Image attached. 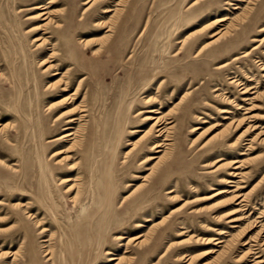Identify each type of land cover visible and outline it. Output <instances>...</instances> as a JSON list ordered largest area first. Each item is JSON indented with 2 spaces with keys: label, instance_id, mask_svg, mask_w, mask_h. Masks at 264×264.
<instances>
[{
  "label": "rangeland",
  "instance_id": "374dc122",
  "mask_svg": "<svg viewBox=\"0 0 264 264\" xmlns=\"http://www.w3.org/2000/svg\"><path fill=\"white\" fill-rule=\"evenodd\" d=\"M87 1L0 0V264H264V0Z\"/></svg>",
  "mask_w": 264,
  "mask_h": 264
},
{
  "label": "bare ground",
  "instance_id": "6f19581e",
  "mask_svg": "<svg viewBox=\"0 0 264 264\" xmlns=\"http://www.w3.org/2000/svg\"><path fill=\"white\" fill-rule=\"evenodd\" d=\"M96 0H88L87 2H95ZM51 2H54V1H51ZM239 6H234V8L236 9V8H238ZM41 8H43V9H45L44 11H42V12H40L39 13V15H37V16H46L45 18H44V20H48V22L49 21H51V18H50V15H51V12L49 11V10H47L46 11V9L47 8H45V7H43V6H41V5H35L34 7H33V9H41ZM90 8V7H89ZM112 11H114V9L113 8H111V7H109V8H105L104 9V11L103 12H112ZM118 13V12H117ZM36 16V17H37ZM31 18H34V17H31ZM227 20V18L226 17H220V18H218L215 22H217V23H219V24H221V22H225ZM223 25V24H222ZM108 27H109V29H108V31H110V27H111V25H108ZM38 28V27H37ZM230 29H231V27H228V29H219V31H217L213 36L215 37V39L214 40H212L211 41V43H214L216 40H218L220 37H223V36H225V35H227L228 33H229V31H230ZM264 29V28H263ZM45 39V38H44ZM43 39V40H44ZM36 40H40V39H36ZM46 40V39H45ZM42 41V40H41ZM80 43H82V44H84V46H88L89 44H91V40H86V39H81L80 40ZM244 56H246V55H244ZM51 57H55V52H53L52 53V55H51ZM65 63V62H64ZM45 64H48V66L45 68V70H44V72L45 71H48V70H54V69H58L57 68V66L56 65H53L52 63H45V61L44 62H42L41 63V65H45ZM261 65V70H264V63L263 64H260ZM59 68H61V67H59ZM59 73H58V71L54 74V75H58ZM263 76H264V74H263ZM61 80V79H60ZM60 80H58V81H56V82H54V83H52L51 85H50V87L49 88H51V89H56L57 87H58V85L59 84H61V82H60ZM254 79H250V81H253ZM82 82V80L80 81V83ZM234 83H236L237 84V86L238 87H240V90H241V93L242 94H245V93H247V92H250L252 89H255L256 87H248V85H247V83L245 82H243V81H241V80H239V79H234ZM67 90V88L66 87H64L63 88V91H66ZM71 90V89H70ZM256 91H254V92H252V93H255ZM66 93V92H65ZM79 94V87H78V89H76V91L72 94L73 96H77ZM145 97H147L146 98V100H145V102L146 103H149V102H155L156 101V97H154V96H145ZM77 97H66V98H64L62 101L64 102V101H72V100H75ZM62 101L60 102V103H58V104H56L55 106H53V105H51V106H49L48 107V109L50 110L49 111V113H53V110H55V108L57 109V106L59 105V104H61L62 103ZM77 108V107H76ZM243 108V106L242 105H239L238 106V109H242ZM85 111H87V109H85V108H80V111H77V112H85ZM222 112H224V113H227V114H232L233 112L231 111V110H229V109H224ZM145 113H152V114H150V115H146L145 117H144V120H146L147 121V123L148 124H151V126H150V128L147 130V131H145V134L143 135V137H142V139H144V137L145 136H148L149 134H152L153 136H155V138H158L156 141H154L153 142V145L151 146V149H157V148H162V147H165L166 145H169V141H171V135H170V133H172V126H168L170 123H172V121L170 120L171 118L169 117V116H156L155 114H157V113H159V111L157 110V109H154L153 107L152 108H149V109H142V110H139L138 111V114L137 115H142V114H145ZM71 114H74L73 112H70V111H65V112H62L57 118H56V120L58 121V122H61L63 119H65V118H67L68 116H70ZM245 114H246V117L243 119V120H240V121H238L237 123V126L240 124V125H243L244 123H245V121H247V120H249V118L250 117H252V115H250L251 114V108H249L248 109V111H246L245 112ZM89 115V114H88ZM87 114L86 115H84V114H82V116L81 117H84V116H88ZM224 118H226V119H228V118H230L229 116H225ZM76 121H79V118L78 117H70L66 122L69 124L66 128L68 129V128H72V125H74V123L76 122ZM235 124V123H234ZM142 131V130H141ZM77 133H75V132H68V133H66V134H64L61 138H64V137H66V138H68V137H70V136H72V135H76ZM242 135V134H241ZM161 138H163L162 140H161ZM69 140V139H68ZM146 140H144V142H145ZM136 147V143L134 144V146H133V149ZM159 151H161V150H158L157 152H159ZM64 151H58V152H56L53 156H55V155H58V154H61V153H63ZM66 159H70V158H72V157H70L69 155L68 156H66L65 157ZM156 158H158V156H149V157H147V159L146 160H152V159H156ZM229 165H235L234 166V169L235 170H233L232 171V173H230V175L231 176H233V177H238L239 175H241L242 174V172L240 171V169L242 168V163H241V161L239 160V159H232L230 162H229ZM77 167L75 166V167H73L71 170H75ZM75 172V171H74ZM74 172H70V174H74ZM71 181H73V178L72 177H64V178H61V181H60V183H59V185H61V184H65V183H69V182H71ZM229 183H235V181H229ZM75 184V183H74ZM232 186H234V185H232ZM74 189H75V187H74V185H69V187L67 188V190H66V192H72V191H74ZM224 192H227V191H224V190H222V191H219V193L218 194H220V193H224ZM81 197V195L78 197V198H80ZM241 197V195L240 194H236L235 195V200L236 201H238L239 200V198ZM245 199H241L239 202H238V204L240 205V204H242V201H244ZM70 201H74V200H70ZM76 201V200H75ZM242 210H244L243 208L242 209H237V211H235V212H233V213H231V215L232 214H235V213H237V212H240V211H242ZM240 220V218H238V217H236V216H233V217H231L230 218V220H229V222H232V223H235V222H238ZM37 226H41V223H38L37 224ZM44 229L42 230V232H44V231H48L49 229L48 228H46V227H43ZM226 233V231H220V234H225ZM118 238H123L122 236H120V237H118ZM139 238V236H137V237H135V239H138ZM218 241L215 243L216 245L217 244H219V243H223L224 241L222 240V239H217ZM46 241V240H45ZM85 247V246H84ZM46 251V256H48V260H53V250H51V251H48V249H46L45 250ZM248 251H251L253 254H257L258 252H255L254 251V249H253V247H251L250 246V248H249V250ZM210 252H212V251H208V253H210ZM18 251H16V255H18ZM106 253L107 254H109L110 253V251H106ZM7 252L6 251H3V252H1L0 253V258H3V257H6L7 255ZM258 258V257H257ZM261 262H263V260H259L258 261V263H261Z\"/></svg>",
  "mask_w": 264,
  "mask_h": 264
}]
</instances>
